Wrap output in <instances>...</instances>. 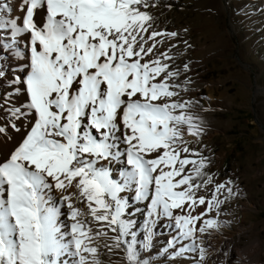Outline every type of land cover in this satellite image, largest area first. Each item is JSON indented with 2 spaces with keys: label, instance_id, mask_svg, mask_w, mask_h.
Here are the masks:
<instances>
[{
  "label": "snow or ice",
  "instance_id": "1",
  "mask_svg": "<svg viewBox=\"0 0 264 264\" xmlns=\"http://www.w3.org/2000/svg\"><path fill=\"white\" fill-rule=\"evenodd\" d=\"M149 6L148 0H21L24 14L14 17L8 3L0 4V33L11 32V42L0 35V46L13 49L27 36L30 52L25 79L13 81L25 86L27 103L10 109L11 116L33 117L22 142L0 159V264H101L97 244L109 238L108 230L117 234L105 245L109 251L125 245L127 264H149L142 253L153 249L161 218L174 221L176 230L165 252L176 249L173 258L198 252L199 264L205 261L197 234L220 223L204 216L219 215L220 194L238 193L231 181L216 183L205 172L207 158L187 147L185 128L198 138L203 129L192 102L173 99L182 87L175 83L180 73L166 63L170 50L157 47L178 34L149 32ZM15 54L23 58L18 49ZM121 157L131 168L121 173L122 182L97 166ZM209 184L211 199L197 196ZM72 187L78 195L64 194ZM53 190L63 194L70 224L61 220ZM127 191L147 206L142 240L132 231L135 222L124 218L130 205L121 194ZM74 197L86 203L97 231ZM205 204V213L192 214ZM176 209L182 214L174 215Z\"/></svg>",
  "mask_w": 264,
  "mask_h": 264
},
{
  "label": "rangeland",
  "instance_id": "2",
  "mask_svg": "<svg viewBox=\"0 0 264 264\" xmlns=\"http://www.w3.org/2000/svg\"><path fill=\"white\" fill-rule=\"evenodd\" d=\"M2 3L13 8L12 16L17 13L18 0H0ZM148 3L150 6L146 10L153 17L149 32L178 34L175 38L165 39L164 44L157 47L159 53L170 50L173 59L166 63L170 70L180 73L175 83L182 87L176 89L180 94L173 99L191 101L190 111L199 117L203 129L198 138L185 128L187 147L207 158L205 172L216 183L231 181L229 186L238 193L227 199L226 192L220 194L224 203L219 208V215L213 210L204 216V219L218 220L220 227L197 234L206 249L203 264H264V0H148ZM20 14L23 16L24 13ZM0 35L6 42H11L10 31ZM19 40L18 37L13 49L0 46V70L4 72L0 77V126L6 128V133L0 134V142L9 149L0 148V159L14 151L33 122L30 115L16 119L10 112L13 107L22 108L27 103L25 86L13 83L16 76L25 79L29 70L25 67L30 56L25 47L28 38L24 43ZM17 49L23 54L22 59L16 56ZM12 123L20 130L12 128ZM125 147L121 144V150ZM189 158L198 159L196 156ZM97 166L106 167L112 178L120 182L121 173L131 170L124 157L111 163L102 161ZM191 168V165L187 166L185 172ZM213 189L214 185L209 184L199 190L197 196L211 199ZM67 193L78 195L75 187L67 189L64 194ZM62 195L56 190L52 192L61 209V220L70 224L67 207L60 205ZM121 196L130 205L124 218L135 222L132 231L137 232L138 240H142L147 218L146 203H137L132 191ZM73 203L85 213L84 220L93 232L97 231L99 226L88 214L86 203H80L75 197ZM206 211L207 204L198 205L192 214ZM177 214H182L179 209L174 210V215ZM201 224L198 223L197 227ZM175 234L174 221L161 218L155 228L153 249L143 252L142 257L148 259L149 264H199L198 252L173 258L171 253L176 249L164 251ZM116 235L108 230L109 238L99 239L101 264H127L125 245L111 251L105 247L114 243L111 237Z\"/></svg>",
  "mask_w": 264,
  "mask_h": 264
},
{
  "label": "bare ground",
  "instance_id": "3",
  "mask_svg": "<svg viewBox=\"0 0 264 264\" xmlns=\"http://www.w3.org/2000/svg\"><path fill=\"white\" fill-rule=\"evenodd\" d=\"M19 1V3H18V5H20L21 4V0H18ZM17 13H15V14H13V16L14 17H22V15L20 14V12L21 11H19V9H18V11H16ZM41 16H43V12H40L39 10H38V15L35 17L36 19H37V21H39V19H40V17ZM21 40H19V41H21V43H24L23 41H25L26 39H27V36H24V37H19ZM16 67H19L18 65H16ZM0 148H4V150L6 151H8L9 149H8V147H7V145H4L2 142H0Z\"/></svg>",
  "mask_w": 264,
  "mask_h": 264
}]
</instances>
